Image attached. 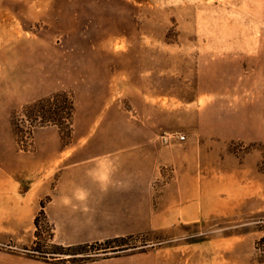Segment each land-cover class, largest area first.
<instances>
[{
	"label": "rangeland",
	"instance_id": "374dc122",
	"mask_svg": "<svg viewBox=\"0 0 264 264\" xmlns=\"http://www.w3.org/2000/svg\"><path fill=\"white\" fill-rule=\"evenodd\" d=\"M134 254L264 264V0H0V256Z\"/></svg>",
	"mask_w": 264,
	"mask_h": 264
},
{
	"label": "crops",
	"instance_id": "0c3cea01",
	"mask_svg": "<svg viewBox=\"0 0 264 264\" xmlns=\"http://www.w3.org/2000/svg\"><path fill=\"white\" fill-rule=\"evenodd\" d=\"M98 225L104 227V225L113 224L112 219H106L103 215H98L94 217ZM81 218L74 219L72 218L69 222L70 229L67 230L66 242L69 245L84 244L89 242L101 241L106 239L108 236H111L109 233H104L102 228L100 230L94 229L93 225L87 226L85 224L86 220H83V225H80L77 230H75V222L79 223ZM115 223V222H114ZM86 225V226H85ZM82 226V228H81ZM85 226V227H84ZM58 229H56V238L58 237ZM1 264H32V262L23 257L2 255L0 256ZM87 264H159L158 259L147 254H134L127 256H120L115 258H109L104 260L95 261Z\"/></svg>",
	"mask_w": 264,
	"mask_h": 264
},
{
	"label": "built area",
	"instance_id": "2783aa9c",
	"mask_svg": "<svg viewBox=\"0 0 264 264\" xmlns=\"http://www.w3.org/2000/svg\"><path fill=\"white\" fill-rule=\"evenodd\" d=\"M183 139H184L183 137H179V138H178V140H180V141H183Z\"/></svg>",
	"mask_w": 264,
	"mask_h": 264
}]
</instances>
